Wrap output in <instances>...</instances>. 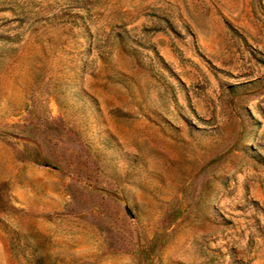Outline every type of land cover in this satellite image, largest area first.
Listing matches in <instances>:
<instances>
[{
	"label": "rangeland",
	"instance_id": "1",
	"mask_svg": "<svg viewBox=\"0 0 264 264\" xmlns=\"http://www.w3.org/2000/svg\"><path fill=\"white\" fill-rule=\"evenodd\" d=\"M0 264H264V0H0Z\"/></svg>",
	"mask_w": 264,
	"mask_h": 264
},
{
	"label": "trees",
	"instance_id": "2",
	"mask_svg": "<svg viewBox=\"0 0 264 264\" xmlns=\"http://www.w3.org/2000/svg\"><path fill=\"white\" fill-rule=\"evenodd\" d=\"M43 164L46 165V166H50V164L48 162H46V161L43 162Z\"/></svg>",
	"mask_w": 264,
	"mask_h": 264
}]
</instances>
